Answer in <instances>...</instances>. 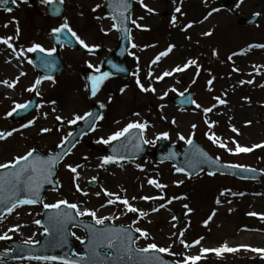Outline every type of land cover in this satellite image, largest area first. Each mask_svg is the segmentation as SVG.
<instances>
[{
  "label": "rangeland",
  "instance_id": "obj_1",
  "mask_svg": "<svg viewBox=\"0 0 264 264\" xmlns=\"http://www.w3.org/2000/svg\"><path fill=\"white\" fill-rule=\"evenodd\" d=\"M100 2L101 0H65L66 11L63 17L58 19L48 15V5L42 4L40 0L26 4L17 1L12 11L0 10V38L12 37L10 43L17 50L13 53L12 49L0 44L5 47L0 48V82L7 80L9 83H15L14 88L0 93V131L11 128L13 132L12 136L0 141V164L11 162L15 157L25 155L31 149L44 153L56 150L64 138L81 122L70 125L67 121L77 114L83 115L88 112L90 105L86 95L91 97V79L90 82L87 80L85 82L87 86L85 94L81 88L82 73L84 66L88 68L91 64L93 67L89 69L94 68V63L83 64L87 56L65 48L62 53L71 67V73L48 80L30 67L27 58L32 57L33 53L25 51L19 56L18 60L22 64L19 72L5 66L8 61L7 55H14L17 59L22 49L32 47L33 44H40L45 49L53 48L52 29L60 26L65 19L90 46L104 47L115 44L117 34L114 31L104 30L109 34L108 38L101 39L98 36L101 33L98 18L104 17ZM183 3L184 0H153L154 12L149 32L150 28L152 31L147 35L149 41H154L157 45L153 50V58L155 60L170 45H175L176 49L170 53L171 56L161 57L156 62L155 92L150 91L147 96L134 92L137 73L134 78L126 80L107 78L97 92L100 103L105 105L103 108L106 117L87 140H93L98 148L105 146L97 141L107 139L116 131L122 130L128 123L134 121L136 113L140 111L144 115L145 113L151 115L152 129L147 135L148 140L155 142L150 145L151 147L157 145L159 140H156V137L164 132L170 134V142L181 144H185V141L179 139L180 135L186 139L198 138L214 155L224 161L264 171V147L241 154H231L227 150H235L234 141L243 147L264 144V49L260 51L251 49L246 58L236 55L231 60L228 59L232 53L243 52L242 49L248 48L249 45L264 43V0H243V3L238 0L233 7L225 11H215V0H187L186 6L197 3V29L192 28L188 31L183 29L192 24L193 20L187 19L185 23L182 19L184 15L175 11ZM238 3L239 7L236 6ZM210 11L214 12L208 16L207 12ZM254 12L262 14V20L258 25L243 27L238 24L239 18L248 17ZM173 16L176 17L175 25L171 23ZM188 18L194 19L193 15ZM206 32H211L212 35L205 36ZM189 60L196 61V64L163 80L158 79L159 74L173 71L177 66L183 67ZM235 66L237 69L232 73ZM37 79L42 81L37 88L39 107L24 120L11 121L7 113L12 111L17 103L24 104L30 99L32 91L27 89L32 88ZM210 80L211 84L208 83ZM121 89L124 91L121 92ZM188 89L193 90L195 94V106L192 109L183 110L170 103L172 96L184 93ZM214 97L226 100V104H219ZM196 104L201 107L197 108ZM209 107L213 111L205 113L204 109ZM56 116H60L64 123L57 121ZM173 120L176 121L175 124L172 123ZM30 121L35 123L25 128L24 125ZM213 122L215 126L209 128V124ZM193 125H196V128L193 129ZM233 127L239 134L232 131ZM44 128L51 131L45 133L42 131ZM212 133L227 145V149L214 145L208 139V135ZM86 141H83L60 165L58 175L60 188L56 192L51 190L47 192L45 204L67 200L69 203L77 204L81 211L86 209L96 211L97 218L105 216L113 218L106 222H122L134 228L138 227L149 233L148 239H144L138 233L139 248L156 243L159 247L170 248L174 255L164 254L181 263L187 256L200 254L201 248H217L224 243L229 245V241H224L229 237L233 239L230 247L253 243L254 246L251 248L258 249L262 246L264 249L262 240L260 243L250 242L246 239L248 233L240 236L236 234L248 224L264 226V219L259 215H249L252 212L264 214V179L256 184H247L248 181L229 176L201 174L186 180V177L174 173L171 164L159 165L152 158L101 167L103 155L99 150L94 151L86 147ZM67 165L82 166L78 168L79 179H74L75 174L70 172ZM91 179L97 181L96 186L88 184ZM149 180H157L166 187L156 188L148 183ZM179 181L183 183L180 184ZM77 184L79 191L76 188ZM180 185L183 186L182 190L178 189ZM106 191L119 195L121 199H127L132 206L147 215L141 218L138 213L124 214V205L119 202L108 204V200L115 199V196L108 197L105 195ZM183 191L185 195L181 196ZM228 193L230 196L233 195L231 200L227 198ZM240 193L243 195L240 196ZM178 195L181 198L180 203ZM142 197L157 199L144 200ZM217 199L220 200L219 204L216 203ZM169 200L172 202L168 203ZM161 204L166 207L154 212L153 209ZM185 204L192 209L191 213L184 207ZM177 210L182 211L184 215L181 227L178 226L175 217ZM214 211L215 216L209 220ZM41 213V206L17 207L11 214L0 217V235L7 233L12 240L23 242L28 239L38 241L44 230L34 221L40 219ZM81 217L93 220L88 216ZM18 225L20 226L18 231H9ZM181 232L182 237L179 236ZM73 233L74 241L78 245L84 239V233L79 229H74ZM200 238H203L201 244L194 247L185 248L180 243V239H183L191 245ZM8 241L0 240V250L11 249ZM0 264L55 263L44 260L22 259L15 262L0 259ZM198 264H264V254L244 249L235 253H225L221 257L209 253Z\"/></svg>",
  "mask_w": 264,
  "mask_h": 264
},
{
  "label": "snow or ice",
  "instance_id": "obj_2",
  "mask_svg": "<svg viewBox=\"0 0 264 264\" xmlns=\"http://www.w3.org/2000/svg\"><path fill=\"white\" fill-rule=\"evenodd\" d=\"M8 0H0V4H7ZM15 2V0H13ZM22 3H28L29 0H21ZM40 2L44 5H50V4H56L57 0H40ZM65 0H59V4H64ZM142 2V0H141ZM240 3H243V0H240ZM120 6L123 9H127V0H120ZM237 7L240 6L238 3L236 5ZM145 7H147L145 5ZM6 11H12L11 8H5ZM149 12H152L153 10L151 8L148 9ZM177 13L181 12V9L177 7L175 9ZM60 12V8H55L53 14L58 15ZM212 13H209V16ZM256 16H259L260 13H256ZM120 18L126 19L125 14L123 11L120 12ZM115 19V17H114ZM207 19V17H205ZM135 23V21H133ZM171 23L173 25L176 24V17L173 16L171 19ZM7 26V25H5ZM193 25L188 24L184 31H186L188 28H191ZM115 27V25H114ZM137 27H140V25L137 24ZM17 32H19V28H17ZM68 33L70 34V38H75V40L82 45L84 48L88 49L90 53H92L97 46H89L83 39L80 38V36L70 27L68 21L65 19L64 22L56 28L52 29V35L56 36L57 34L61 33ZM205 36H210L212 35L211 32H206L204 33ZM12 37H7V38H0V44L6 45L8 48L12 49L13 53H16V49L13 47V44L10 43L12 40ZM57 42H60L59 40ZM70 42V39H69ZM132 47H136L135 44L132 45ZM175 45H170L165 51L161 52L153 61V63H156L157 61L160 60L161 57H166L171 53L174 49ZM253 48H261L264 49V44H252L249 45L248 50H251ZM29 52V53H43L47 57L53 56L57 49L56 48H51V49H45L42 45L40 44H33L32 47H29L27 49H22L19 54L17 55V59H19V56H22L24 52ZM218 54V53H214ZM246 54L245 52H234L232 53L231 56L228 57L229 60L232 59L233 56L236 55H244ZM46 67H54V62H50L48 60H42L41 61ZM28 63H33L31 59L28 60ZM196 61L194 60H189L187 64L183 67L177 66L173 71H166L163 73L162 76L158 77L159 80H163L165 77L172 76L175 72H183L185 71V68L195 65ZM89 68H92L93 65L89 64ZM115 67V65H113ZM255 67V65L253 66ZM96 72H100V68L97 67ZM123 71V69H120ZM236 69H234L235 71ZM109 77V73L105 72L101 74L100 76H92L91 77V95L92 97H95L97 95V92L99 91L100 86L102 83ZM44 79H52L50 76L44 77ZM9 88H14L15 83H9L7 80L2 82ZM42 83L40 79H37L33 85L32 88L27 89V91H32L36 92L37 95H39V92L37 91L38 86ZM136 83L139 85L141 91L143 92H155V88H145L143 84L140 83L139 79L136 80ZM195 83V80L193 81ZM209 84L212 83L210 80L208 82ZM244 83V82H242ZM246 83H252V81H246ZM124 89H121V92H123ZM172 91H176L175 89H172ZM180 96H184L185 93L181 92L179 93ZM164 97H161L163 99ZM216 101H218L219 104L223 105L226 104V100L221 99L220 97H214ZM191 102L195 104V101H185ZM55 103V102H53ZM30 102L29 103H24L20 104L17 103L15 107L13 108L12 111H9L7 113V116H12L14 113H16L19 110H27L29 108ZM101 108L105 107L103 103L100 105ZM197 108H200L201 106L199 104H196ZM53 111L55 109L53 108ZM213 109L211 107L204 109L205 113L212 112ZM136 115H139V113H136ZM93 116V113L91 111L83 114V115H75L72 119L68 120L67 123L70 125H75L80 121H87L90 117ZM99 120H103L104 117L103 115H100L98 117ZM56 120L59 121L61 124L64 123L62 118L60 116H56ZM35 121H30L29 124H25L24 127L27 128L30 126V124H34ZM173 124L176 123L175 120L172 121ZM250 123V122H249ZM215 126V123L209 124V128H212ZM149 127V124L147 121L141 123V122H131L128 123L126 127H124L120 131H116L114 134H112L109 138L107 139H101L97 141L98 143H102L105 145L111 144L113 141L120 140L122 137H126L129 133H131L134 129L139 130V139L142 141L143 144L145 145H152L155 142L152 140H148L144 138L143 133L147 130ZM193 129L196 128V125L192 126ZM92 131H96V128L93 126L91 128ZM43 132L47 133L51 131V129L44 128L42 129ZM232 131L239 134L238 130L233 127ZM13 132H0V140H6L8 137L12 136ZM72 134L69 133V136ZM194 136V133L192 134ZM170 139V134L168 132H164L156 137V140H168ZM179 139L182 141H185L186 144L188 145H193V139L190 138H185L183 135L179 136ZM208 139L214 144L217 145L220 148H225L227 149V145L223 143L219 137L215 135V133H212L208 135ZM68 143V139L64 138V140L58 145V147L62 150L59 155L50 157V158H43L37 155H34L36 153V149H31L28 151L25 155L22 156H17L13 159L11 162L3 163L0 164V169H11L10 172L7 173L6 176L0 177V192H6L7 195H0V204L4 205L7 208L8 214H11L17 207L23 206V205H35L38 202H40V190L42 186L45 183L52 184L53 181L51 180V177L55 174L54 169L58 163L62 161L65 155L71 154V149H68L67 151H64L65 149V144ZM235 150L233 149H227L231 154H241V153H250L254 151L256 148H262L264 147V144H257L252 147H243L239 145V143L235 142ZM72 147H75L73 144ZM126 148V145L124 146ZM170 155L175 156V153H171ZM85 159H87L85 157ZM120 159H123L121 157ZM219 158L217 157L216 160H213L212 157H210L206 152L203 150L197 149L193 153L186 154V162L189 167L191 168H197L199 167L200 164L204 162H210L215 164ZM120 160L113 156H105L103 158L101 167L107 164L111 163H119ZM70 172L75 174L74 179H79V173H78V168L82 167L81 165H77L73 167L72 165H67L66 166ZM139 167V166H138ZM224 167H229V168H238L242 167L240 165H224ZM176 172L177 173H184L185 175H188L189 178H191L190 173H187L184 167H176ZM245 171H255L254 169H244ZM215 172H209V175H215ZM149 184L154 185L156 188H164L166 185L160 184L157 180H149ZM178 183L182 184L183 181H179ZM77 190L79 191V185H76ZM87 195V193H84ZM226 193H221V195H225ZM97 195H100V193H97ZM105 195L108 197H113L115 196V199H109L108 204H116L119 202L120 204L124 205V214L128 213H138L141 218L145 217L147 213H144L143 211H140L136 207L132 206V204L129 203L127 199H121L119 195L111 193V192H105ZM240 195H243V193H240ZM23 196H27L29 198H22ZM180 197H177L179 199ZM135 199V198H133ZM144 200H150V199H157V197H142ZM159 199H163V197H159ZM172 201L169 200L168 203H171ZM217 204L220 203V200L217 199L216 201ZM62 206H65L68 209H74L76 210V215L77 216H88L91 217L96 225H104L106 221H110L113 218L109 216H105L102 218H97V213L96 211L92 210H84L81 211L80 208L78 207L77 204L75 203H69L67 200H60L59 202L55 204H44V208H51V209H60ZM166 207V205L161 204L159 207L154 208V212L160 211L161 208ZM184 207L188 210L189 213L192 212V209L185 204ZM215 211L211 214V217H209V220H211L212 217L215 216ZM250 216H260L261 219H264V214H258L255 212L249 213ZM75 217L71 216L67 212L63 213H57L55 216H50L49 217V223L48 226L42 225L40 220H35L34 223L37 225H40L43 227L44 234L45 235H53L55 233H62L64 230V226L69 223L71 220H74ZM116 219H119V217H116ZM175 219V218H174ZM208 221L205 222V226H207ZM19 225L9 229V231L15 232L19 230ZM85 229L87 232L91 234V247L89 248V256H81L80 260L82 261H87L88 264H97V258H100L101 260L103 259H109L111 260L113 256L116 258L123 260L127 258L128 260H132V258L135 256L137 259L135 261V264H163L162 259L159 256H151L149 255L150 253L153 252H158V253H167L169 255H174V253L171 252L170 248H165V247H159L156 243H150L147 245V247L143 248H136L134 245L137 243L136 239L133 238L131 235V232L129 229L126 228H119V229H96L90 225L85 224L84 225ZM135 232L140 233L141 237L144 239H148L149 233L147 231H144L140 228H135ZM72 235H75V233H72ZM180 237L183 236V232L179 234ZM12 237H10L7 233L0 235V240H10ZM77 239H80L77 237ZM203 238L197 239L193 242V244H188L186 243L183 239H180V243L184 245L185 248L189 247H194L197 245L201 244V240ZM64 241H57L55 246H59L60 243H63ZM81 243H84L83 240L80 241ZM40 241H34L32 239H28L24 241V244L27 245H32V244H39ZM243 248L244 250H250L252 252H259L264 254V249H257V248H249L246 245H241L240 247H230L227 243H224L220 247L217 248H201L200 249V254L195 255V256H187L183 264H198L199 261L202 259L206 258V254L213 253L217 257L223 256L225 253H235L241 250ZM100 249H105L107 251H104L103 253L100 251ZM27 259H35V260H44V261H56L57 259H60L59 257L53 255V256H48V255H36V256H28ZM63 264H79V261L77 260H63ZM177 264H180V262H177Z\"/></svg>",
  "mask_w": 264,
  "mask_h": 264
},
{
  "label": "water",
  "instance_id": "obj_3",
  "mask_svg": "<svg viewBox=\"0 0 264 264\" xmlns=\"http://www.w3.org/2000/svg\"><path fill=\"white\" fill-rule=\"evenodd\" d=\"M106 4H105V8L108 12V14L113 17H115L114 21L117 25V29L120 32V42H121V47L118 51V53H120L123 57V61L118 64H116L115 67H113V63L111 64V67H109V70L111 72H114L112 74L115 75H123V76H128L129 73H127V66H126V53L128 50V46L130 44V27H131V15H132V11H133V0H127V9H123L120 6V0H105ZM222 4L224 6L229 4L228 0H222ZM14 6V2L13 0H8L7 4H0V8L1 9H5V8H13ZM60 8V12L58 15L61 14V5L56 3V4H50L49 9H50V14L54 17L58 16V15H54L53 12L55 10V8ZM123 11L125 14L126 19H121L120 18V12ZM258 16H255L252 20H241L240 23L243 25H248L250 23H253L257 20ZM56 41H60L58 42L59 44H61L62 42H67L68 44H71L75 47H78L79 49H82L83 51H86L85 48L81 47L78 42L75 40V38H70V34L68 33H61V34H57L56 36H54ZM70 39V42H69ZM48 60L50 62H54V67H50L49 69H45L44 68V64L41 62L42 60ZM35 62L37 63V65H42V67H38L37 68L39 70H41V72H44L47 75L50 76H54L57 73H53L57 68V65L61 64L60 63H55L56 62V58L55 56H51V57H47L45 54L43 53H38L36 55V60ZM58 62H59V58H58ZM46 67V66H45ZM120 69H123V71H121ZM45 70V71H42ZM61 69H58V72H60ZM185 101H193V95L192 93H188L187 95L181 96V97H177L173 99V102H175L178 105H182V106H186V107H190L193 105V103L191 102H185ZM33 103V107L36 105V100L34 99ZM32 108H28L27 110L23 111L20 113V115H23L24 113L30 111ZM93 116L90 117L87 121H84V125L82 127H79L75 132L72 133V135L68 138V143L65 144V149L64 151H67L68 149H73L72 145H76L78 143V141L82 138V136L88 132L91 131V128L96 124L98 117L100 116V107L99 106H94L93 110H92ZM128 138H131L129 136H126L124 138H122L120 141H118L115 145H113L110 148V151L115 153L113 155H119V153H116L118 150L124 148L127 149L126 153H122L123 155H120L123 158H128L129 156H141V155H145L148 153V150L145 146V144L142 143V141L140 139L138 140H133L132 142L129 141ZM130 143V147L129 148H125L124 146ZM176 147L172 146L171 149H175ZM181 149H183L185 151V159L184 161L181 163V166L185 168L187 173H190V175L194 176L197 175L198 173H200L201 171H203L204 169H207L208 172H221V173H225V174H232V175H236L238 177L241 178H246V179H260L262 177H264V173L261 171H258L256 169H254L255 171H245V168L242 167H238V168H229V167H224V165H227L225 163H222L220 160H218L215 164L210 163V162H204L202 164L199 165V167L197 168H191L188 166L187 162H186V154L189 153H193L195 152L197 149L203 150L204 152H206L210 157H212L210 155V153L201 145L199 144L196 140L193 141V145H188L187 147H179ZM62 150L59 148L58 152L55 154H48L47 156H42L39 153H35L34 155L43 157L45 159L59 155L60 152ZM133 152L132 155H130V152ZM154 153L159 157V153L158 151H154ZM66 156V155H65ZM64 156V157H65ZM166 158H170L169 156ZM213 160H216V158L212 157ZM63 160V159H62ZM161 160H165V158H161ZM59 164V163H58ZM58 164L56 165L55 169H54V175L51 177V180L53 181L52 184H48L45 183L41 190H40V202L38 203H42V198L44 195V191L46 190V186L47 185H52L53 188H57L58 187V183L57 181H54L55 176L57 175V171H58ZM247 169H252V168H247ZM11 169H0V177L6 176L8 172H10ZM0 195H4L6 196L7 193L6 192H0ZM22 198H29L27 196H23ZM7 212V208L0 204V215ZM63 212H67L69 213L71 216L75 217L74 220H71L69 223H67L64 226V230L62 233H55L51 236L49 235H45L42 237V240L39 244L33 246V245H23V244H18L15 243L16 246H23L26 247L25 250L21 251L22 255H26V256H36V255H48V256H57V257H64V259L67 260H77L79 261V264H87V261H82L80 260L79 256H76L74 254H71L70 252L73 250L75 244L73 243L72 239H71V233H70V229L71 226H83L85 224L90 225L96 229H104V228H108V229H119L121 228V226H116V227H112L110 225H104L102 227H97L95 226L92 222H88V221H79V218L76 215V211L74 209H68L65 206H62L60 209H51V208H45L44 210V214H43V220H42V224L44 226H48L49 223V217L50 216H55L57 215V213H63ZM126 229H129L131 232V235L133 236L134 239H136V233L130 228V227H126ZM64 241L63 243H60L59 246H55L57 241ZM67 247V248H66ZM81 247L83 248V250L86 252L85 256H89V248L91 247V234L88 232V236L87 239L84 243H82ZM135 247V245H134ZM57 250H61L62 254L61 255H56L55 252ZM100 251H102V249H100ZM149 255L155 257V256H159L162 261L163 264H177L176 262L167 259L165 256H163L162 253H158V252H153L150 253ZM136 257L134 256L132 258V260H128L127 258L120 260L118 258H116L115 256H113V258L111 260L109 259H103L101 260L100 258H97V264H135L136 261ZM59 260V259H57Z\"/></svg>",
  "mask_w": 264,
  "mask_h": 264
},
{
  "label": "flooded vegetation",
  "instance_id": "obj_4",
  "mask_svg": "<svg viewBox=\"0 0 264 264\" xmlns=\"http://www.w3.org/2000/svg\"><path fill=\"white\" fill-rule=\"evenodd\" d=\"M187 0H184L186 2ZM193 2V1H192ZM153 0H135L134 13H133V42L136 47L132 48V57L130 59L131 62V71L132 73H146V78L141 80L140 83L144 86L148 85L151 79L148 77L151 73H153V61L151 58V54L153 51L152 41H149L148 34L149 27L152 24L151 17L154 11L149 12L148 9H152ZM145 5L147 7H145ZM181 12L180 14L184 15L183 22H185L190 15H193L194 19L197 20V6L196 3L192 4V6L184 7L183 4L180 6ZM153 10V9H152ZM188 15V17H187ZM187 17V18H186ZM186 18V19H185ZM186 23V22H185ZM137 24L140 27H137ZM195 28L197 29V22L195 23ZM145 30V31H143ZM139 35H142L141 37ZM109 50L102 54V56L96 57L101 62L103 61V57L108 55L111 50H113L114 45H108ZM140 55V57H139ZM94 58V57H92ZM98 62V60H95ZM147 118V116H146Z\"/></svg>",
  "mask_w": 264,
  "mask_h": 264
},
{
  "label": "bare ground",
  "instance_id": "obj_5",
  "mask_svg": "<svg viewBox=\"0 0 264 264\" xmlns=\"http://www.w3.org/2000/svg\"><path fill=\"white\" fill-rule=\"evenodd\" d=\"M0 48H5L0 46ZM8 57V61L5 63V65L7 67H12L15 71H19L20 67H21V61H19L18 59H16V57L14 55H7ZM10 88L5 86L3 83L0 82V93L2 91H9ZM243 233H248L246 236V239H249L250 242H256V243H260L259 241L262 240L264 242V226L263 224L260 226H255L254 224H248L244 227H242L236 234H238L239 236L242 235ZM251 244H242V245H246L249 248H251V246L253 247L254 245ZM262 247V246H261ZM258 248V249H262V248Z\"/></svg>",
  "mask_w": 264,
  "mask_h": 264
}]
</instances>
